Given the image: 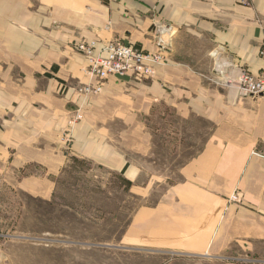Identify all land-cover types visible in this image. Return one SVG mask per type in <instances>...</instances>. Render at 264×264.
I'll return each instance as SVG.
<instances>
[{
  "label": "crops",
  "instance_id": "1",
  "mask_svg": "<svg viewBox=\"0 0 264 264\" xmlns=\"http://www.w3.org/2000/svg\"><path fill=\"white\" fill-rule=\"evenodd\" d=\"M92 41L96 55L117 41L165 62L86 96L77 45ZM262 49L264 0H0V154L46 201L74 161L157 194L131 219L148 245L264 264V94L238 85L264 79Z\"/></svg>",
  "mask_w": 264,
  "mask_h": 264
},
{
  "label": "rangeland",
  "instance_id": "2",
  "mask_svg": "<svg viewBox=\"0 0 264 264\" xmlns=\"http://www.w3.org/2000/svg\"><path fill=\"white\" fill-rule=\"evenodd\" d=\"M176 151L188 156L194 150ZM130 188L114 174L74 161L46 201L17 188L0 154V264H261L262 257L239 248L212 257L148 245L131 219L158 196L147 199ZM256 250L262 255V246Z\"/></svg>",
  "mask_w": 264,
  "mask_h": 264
},
{
  "label": "built area",
  "instance_id": "3",
  "mask_svg": "<svg viewBox=\"0 0 264 264\" xmlns=\"http://www.w3.org/2000/svg\"><path fill=\"white\" fill-rule=\"evenodd\" d=\"M239 1L248 4V0ZM95 47L96 43L94 41L80 42L77 45V51L83 55L87 62V73L94 79L93 84L83 85L79 89V92L86 96L98 94L110 77L151 78L155 74L156 66H160L165 62L161 51L155 53L145 52L117 41L110 42L103 48L104 56L94 54ZM259 56L264 61V49L259 52ZM238 85L244 94H264V79L261 76L243 73L238 78ZM260 156L264 159V149ZM242 199L240 194L234 193L228 200L240 204Z\"/></svg>",
  "mask_w": 264,
  "mask_h": 264
}]
</instances>
